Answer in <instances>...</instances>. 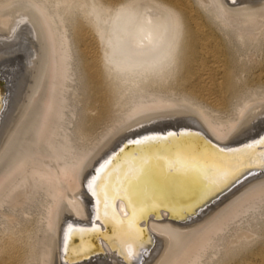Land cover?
Instances as JSON below:
<instances>
[{
  "label": "bare ground",
  "instance_id": "6f19581e",
  "mask_svg": "<svg viewBox=\"0 0 264 264\" xmlns=\"http://www.w3.org/2000/svg\"><path fill=\"white\" fill-rule=\"evenodd\" d=\"M0 48V264H264V0H0Z\"/></svg>",
  "mask_w": 264,
  "mask_h": 264
},
{
  "label": "water",
  "instance_id": "95a60500",
  "mask_svg": "<svg viewBox=\"0 0 264 264\" xmlns=\"http://www.w3.org/2000/svg\"><path fill=\"white\" fill-rule=\"evenodd\" d=\"M3 100H4V95H1L0 96V105L2 106L3 105ZM200 138V137H199ZM201 138H203V136L201 137ZM202 140H206V139H202ZM148 145H150L149 143H145L144 145H139L140 147V149L141 150H144V149H148L147 147H148ZM153 146H156L155 144H153L152 143V147ZM260 147H259V150H263L264 149V144L263 145H259ZM140 149H138L136 146L135 147H133V148H128V149H126V152H125V154H128V153H136V151L137 150H140ZM264 169V167H262V168H260L259 170H263ZM157 210V209H156ZM155 210V211H156ZM162 210V209H161ZM157 213V212H156ZM105 233H106V231L105 232H95V233H91V234H89V236H85L86 237V239H88V240H92L91 241V243L94 245V242L95 241H97V244H98V241L99 240H101L102 238H105ZM78 243V242H77ZM96 244V243H95ZM97 246V245H96ZM92 250V249H91ZM91 250H90V253L89 254H86L85 256H84V258H88L89 256H92L93 254H95V253H92L91 252ZM104 252V250L101 248L98 252H96V254H99V253H103ZM95 254V255H96Z\"/></svg>",
  "mask_w": 264,
  "mask_h": 264
},
{
  "label": "snow or ice",
  "instance_id": "6c2138e0",
  "mask_svg": "<svg viewBox=\"0 0 264 264\" xmlns=\"http://www.w3.org/2000/svg\"><path fill=\"white\" fill-rule=\"evenodd\" d=\"M141 141H133V143H140ZM261 143H264V140L260 141Z\"/></svg>",
  "mask_w": 264,
  "mask_h": 264
},
{
  "label": "rangeland",
  "instance_id": "374dc122",
  "mask_svg": "<svg viewBox=\"0 0 264 264\" xmlns=\"http://www.w3.org/2000/svg\"><path fill=\"white\" fill-rule=\"evenodd\" d=\"M0 52H2V49L1 48H0ZM55 122L61 123L62 122V119L59 120V121L56 120Z\"/></svg>",
  "mask_w": 264,
  "mask_h": 264
}]
</instances>
